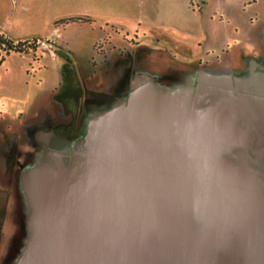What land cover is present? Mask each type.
<instances>
[{
    "label": "water",
    "instance_id": "1",
    "mask_svg": "<svg viewBox=\"0 0 264 264\" xmlns=\"http://www.w3.org/2000/svg\"><path fill=\"white\" fill-rule=\"evenodd\" d=\"M196 88L136 75L74 138L41 147L17 171L1 264H264L253 113L225 91L199 104Z\"/></svg>",
    "mask_w": 264,
    "mask_h": 264
},
{
    "label": "rangeland",
    "instance_id": "2",
    "mask_svg": "<svg viewBox=\"0 0 264 264\" xmlns=\"http://www.w3.org/2000/svg\"><path fill=\"white\" fill-rule=\"evenodd\" d=\"M230 4L243 20L236 32L224 26L229 16L219 20L216 10ZM100 5L95 22L87 24L64 19L86 13L79 0H0V32L40 41L33 52L8 51L0 60V198H6L0 230L8 232L1 237V252L9 247L10 225L21 213L12 197V173L19 160L25 165L39 151L37 143L44 146L36 134L40 138L49 129L60 128L74 135L70 127L77 113L95 101L117 102L122 70L142 71L162 82L189 83L196 90L205 87L202 98L215 93L209 89L218 92L211 98L224 91L233 95L252 111L257 142L252 147L264 154V145H257L264 143L263 6L215 0L203 7L206 13H200L199 0H102ZM252 12L256 16L249 23ZM89 28L100 30L94 46L105 48L106 38L115 39L117 47L115 55H109L107 71L100 69L93 45L79 41L91 33ZM92 60L96 65L91 67Z\"/></svg>",
    "mask_w": 264,
    "mask_h": 264
},
{
    "label": "flooded vegetation",
    "instance_id": "3",
    "mask_svg": "<svg viewBox=\"0 0 264 264\" xmlns=\"http://www.w3.org/2000/svg\"><path fill=\"white\" fill-rule=\"evenodd\" d=\"M106 42L109 43L108 47L104 48V47L94 46L95 45L94 44L93 45V50L95 48L96 51H98V57H100L99 64L101 65L100 69L105 68L104 70L107 71V70H109L107 68L110 65V59H111L109 55L110 54L111 55H115L114 49H115V47H117V44L114 41H112V39H110V38H108V39L106 38ZM108 51H110V53H108ZM122 53H123L122 51L117 52V55L121 56ZM125 55H128V52ZM93 65H96V60H92L91 67ZM100 69H99V71H100ZM94 70H97V68L96 69L92 68V71H94ZM139 72L138 71H133V69H130L129 71L128 70L127 71L126 70H122L121 78L123 80V87H122L121 92H120L121 94L120 95H115L117 97V101L121 100L126 95L128 90L130 89L131 82L133 80V77L135 76V73H139ZM209 97H210V94L208 93L203 98L205 100V99H208ZM110 103H112V102H105L104 104H102V102L97 103L95 101L92 104H89L88 108H85L83 113L81 111L79 113H77L76 121L74 122V124L72 123L71 127H70V130L72 132H75V133H73L74 135H72V134L70 135L69 133L67 134L66 132L59 131V130H61L60 128H59V130H58V128H51V129H49V131H48L46 136H40V138L38 137V139L43 140V145L44 146H49V147H53V146L57 145L58 143H61L63 141H67L69 139H72V138H74L77 134H79L82 131L83 120L86 117V115H88L91 112L98 111V110H101L103 108H106V107H108L110 105ZM35 146H36V150L41 148L40 146H38V143ZM31 154H29V156ZM18 165L19 166L23 165L22 163H20V160L18 162ZM4 204H5V200L0 198V210H1V212L3 214L5 213V209H6V205H4ZM18 222H19V220H17L15 222V225L13 227V231L15 229H17ZM2 227L3 226H0V229H2ZM4 235L5 236L8 235V232L0 230V237H2Z\"/></svg>",
    "mask_w": 264,
    "mask_h": 264
},
{
    "label": "crops",
    "instance_id": "4",
    "mask_svg": "<svg viewBox=\"0 0 264 264\" xmlns=\"http://www.w3.org/2000/svg\"><path fill=\"white\" fill-rule=\"evenodd\" d=\"M79 1H81V3H83V4H85V8H82L81 9V11H85L86 13H83L84 15H87V16H89L91 19H90V21H80V22H82V23H89V24H93L94 22H95V18L93 17L94 16V13L96 12V10H98L99 8H101V5H100V3L102 2V0H79ZM200 1V5H199V7H198V11L200 12V13H206L207 11H202V9H203V7L204 6H207L209 3H213L215 0H199ZM226 2H228L229 0H225ZM240 3H241V6H244L246 3H249V4H253V3H256V4H260V6H261V9H262V6L264 7V0H240ZM82 5H80V7H81ZM233 7V5H231L230 4V6L229 7H227V5H225L222 9L220 8V7H218V8H220L221 10H219L218 11V9H217V7H216V10H217V12H219V14H218V17H219V20H221L222 18H223V15L224 14H227L229 17H227V21H225V27H227V28H229V29H231V31H234V32H236L237 31V28H238V26L243 22V20L241 19H238L236 16H235V14L233 13V11H231V8ZM201 10V11H200ZM216 10H214V11H212L213 13H216ZM89 12L90 13H92V14H89ZM75 14V13H74ZM253 16H256V13H251V14H249L248 15V18H247V21L249 22V23H252L253 22ZM212 15L210 16L209 15V20H211L212 19ZM261 26L263 27V25L261 24ZM101 27H99V29H100ZM98 29V33H97V30H93V28H89V30H90V32L91 33H89L88 35H86L85 36V34L84 35H82V36H80V38H79V41H80V43L81 42H83V44L85 43V44H89V45H93V43L95 42V43H97V41L99 40V30ZM224 30H226V29H224ZM220 31V30H219ZM226 32V31H225ZM224 32V39H225V42H226V45H229V39H228V37H227V33H225ZM200 36V38H204V34L203 35H199ZM220 36V32H218V37ZM108 39V38H107ZM110 39H112V38H110ZM64 41V40H63ZM78 41V42H79ZM112 41H115V39L113 40L112 39ZM234 42L236 41V39H234L233 40ZM65 42L66 43H68L69 41L68 40H65ZM94 43V44H95ZM87 70V69H86ZM84 71V70H83ZM87 73H91L90 71H88L87 70ZM87 73H83V77H86V74ZM139 74H147V73H145V72H139V73H135V76L134 77H136V75H139ZM147 75H149V74H147ZM82 76V75H81ZM152 76V75H151ZM133 77V78H134ZM155 78H157L158 79V77L157 76H154ZM196 87V86H195ZM208 89V88H207ZM209 90H212L213 92H215V93H217L216 91H214L213 89H209ZM76 121V118L74 119V121L72 122L73 124H74V122ZM254 122V121H253ZM49 131V130H48ZM48 131L46 132V133H48ZM45 134V133H44ZM37 135V137H39V133H37L36 134ZM254 142H255V144L257 143L256 142V133H254ZM40 136H42L41 134H40ZM257 145H264V143L263 142H259ZM19 160V159H18ZM23 165H18L17 164V168L15 169V170H13V173H12V197H13V200H14V197H15V189H14V183H15V178H16V175H17V171L22 167ZM16 200V199H15ZM5 202H6V198H5ZM17 220H15V222H16ZM15 222H13L12 223V225H10V229L11 230H13V227H14V225H15ZM18 224H19V222H18ZM0 226H3V220H0ZM17 228H18V226H17ZM17 230V229H16ZM16 230H14L12 233H11V238H12V236L14 235V233L16 232ZM1 240H3L1 237H0V242H1ZM0 247H1V245H0ZM9 248V247H8ZM8 248L6 249V250H4L3 252H1V250H0V264H1V262H2V260H3V258H4V256L7 254V252H8Z\"/></svg>",
    "mask_w": 264,
    "mask_h": 264
},
{
    "label": "trees",
    "instance_id": "5",
    "mask_svg": "<svg viewBox=\"0 0 264 264\" xmlns=\"http://www.w3.org/2000/svg\"><path fill=\"white\" fill-rule=\"evenodd\" d=\"M64 19L65 20H77V21H89L91 18L84 14H73V15H68ZM39 43L40 41H38L35 37L14 39L0 32V51H2L0 53V60H2L3 58V53H7L8 51L33 52ZM214 94L215 93H213V95ZM211 97L205 100L198 101V103L199 104L208 103L213 99Z\"/></svg>",
    "mask_w": 264,
    "mask_h": 264
}]
</instances>
